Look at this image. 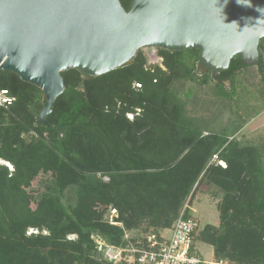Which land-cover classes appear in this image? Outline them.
<instances>
[{"label": "trees", "instance_id": "trees-1", "mask_svg": "<svg viewBox=\"0 0 264 264\" xmlns=\"http://www.w3.org/2000/svg\"><path fill=\"white\" fill-rule=\"evenodd\" d=\"M131 1L120 0L126 10ZM158 56L162 65H153L139 50L99 77L63 72L65 91L48 125L38 122L43 91L0 70V90L17 98L9 110L0 108V161L13 168L0 163V264H113L93 236L122 245L125 231L132 241L150 230L161 234L182 213L191 217L184 206L204 182L223 192L220 222L207 224L197 240L213 247L215 260L264 264V145L243 144L226 128L206 130L175 90L180 80L208 83L211 74L226 99L250 67L235 56L215 77L201 68L197 49H158ZM135 82L143 88L134 90ZM43 175L51 179L39 192ZM111 209L123 227L107 221ZM30 229L39 234L27 235Z\"/></svg>", "mask_w": 264, "mask_h": 264}, {"label": "water", "instance_id": "water-1", "mask_svg": "<svg viewBox=\"0 0 264 264\" xmlns=\"http://www.w3.org/2000/svg\"><path fill=\"white\" fill-rule=\"evenodd\" d=\"M263 39L264 0H132L128 10L120 0H0V70L43 91L41 125L68 70L99 77L139 50L153 64L163 61L157 49H197L201 68L217 77L235 56L264 69Z\"/></svg>", "mask_w": 264, "mask_h": 264}, {"label": "rangeland", "instance_id": "rangeland-1", "mask_svg": "<svg viewBox=\"0 0 264 264\" xmlns=\"http://www.w3.org/2000/svg\"><path fill=\"white\" fill-rule=\"evenodd\" d=\"M264 45V41H263ZM145 52V50H143ZM149 61V60H148ZM150 62V61H149ZM153 65L162 62L153 60ZM208 83L202 79L197 81L180 80L175 84V90L186 104L188 113L204 121L206 130H224L243 144L264 145V80L259 66L244 69L237 76L235 93L224 99L218 95L216 81L208 74ZM228 91L232 90L230 83H225ZM241 126L240 130H237ZM207 134V133H205ZM49 176H41L34 189L41 192L50 182ZM74 190L68 191L70 200H74ZM223 192L217 187L201 183L195 196L186 202L184 209L194 208L193 216L199 222V231L195 236V249L198 255L206 261L214 260L213 247L197 240L200 231L207 225L219 226V203Z\"/></svg>", "mask_w": 264, "mask_h": 264}, {"label": "built area", "instance_id": "built-area-1", "mask_svg": "<svg viewBox=\"0 0 264 264\" xmlns=\"http://www.w3.org/2000/svg\"><path fill=\"white\" fill-rule=\"evenodd\" d=\"M143 88L139 82L133 83V89L139 91ZM17 101V98L7 89L0 90V108L9 110ZM137 109V114L140 113ZM127 117L133 121L135 114L128 113ZM1 162V161H0ZM11 170L13 168L9 166ZM108 181V177H104ZM110 224L123 227L117 222L118 212L111 209L105 217ZM199 231V222L193 217L184 218L183 213L170 229L171 235L166 238L153 230L143 234L140 239L132 241V236L125 231L122 245H112L100 236H93L97 245V251L109 263L119 264H233L228 260L206 261L197 254L194 246V237ZM39 234L36 229H30L27 235ZM43 234H48L46 231ZM76 239V236H69Z\"/></svg>", "mask_w": 264, "mask_h": 264}, {"label": "crops", "instance_id": "crops-1", "mask_svg": "<svg viewBox=\"0 0 264 264\" xmlns=\"http://www.w3.org/2000/svg\"><path fill=\"white\" fill-rule=\"evenodd\" d=\"M217 162H218L219 165H221V166H223V167L226 166V164H225L223 161H217ZM194 211H195L194 208H191V209H190L191 215L193 214ZM162 235H163L164 237H166V238L170 237V235H171L170 229H169V230H164V231L162 232Z\"/></svg>", "mask_w": 264, "mask_h": 264}, {"label": "flooded vegetation", "instance_id": "flooded-vegetation-1", "mask_svg": "<svg viewBox=\"0 0 264 264\" xmlns=\"http://www.w3.org/2000/svg\"><path fill=\"white\" fill-rule=\"evenodd\" d=\"M156 55H157V58H160L159 56H158V49H157V53H156ZM155 58H153V60H154ZM156 60V59H155ZM159 63V62H158ZM258 66H262L260 63L258 64ZM263 67V66H262ZM204 70V69H203ZM220 76V75H219ZM219 76H217V77H219Z\"/></svg>", "mask_w": 264, "mask_h": 264}, {"label": "bare ground", "instance_id": "bare-ground-1", "mask_svg": "<svg viewBox=\"0 0 264 264\" xmlns=\"http://www.w3.org/2000/svg\"><path fill=\"white\" fill-rule=\"evenodd\" d=\"M1 163H2V161H1Z\"/></svg>", "mask_w": 264, "mask_h": 264}]
</instances>
